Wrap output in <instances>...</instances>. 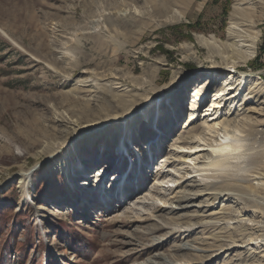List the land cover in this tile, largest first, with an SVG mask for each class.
I'll list each match as a JSON object with an SVG mask.
<instances>
[{"label":"rangeland","instance_id":"rangeland-1","mask_svg":"<svg viewBox=\"0 0 264 264\" xmlns=\"http://www.w3.org/2000/svg\"><path fill=\"white\" fill-rule=\"evenodd\" d=\"M171 10L0 0V264H264V213L246 180L259 143L239 135L238 151L218 153L209 144L223 133L188 128L197 90L196 124L222 82L240 71L254 72L246 87L264 80V0H184ZM242 20L254 55L230 79L211 67ZM215 160L227 163L208 165ZM192 176L212 184L200 210L186 197L202 188L181 184ZM223 189L233 197L214 194Z\"/></svg>","mask_w":264,"mask_h":264},{"label":"bare ground","instance_id":"bare-ground-1","mask_svg":"<svg viewBox=\"0 0 264 264\" xmlns=\"http://www.w3.org/2000/svg\"><path fill=\"white\" fill-rule=\"evenodd\" d=\"M178 1H180L182 4V1L184 0H145L146 3H151V5L154 6V8L157 10L158 13L171 12L172 11L171 6ZM243 3H249V1ZM128 11L129 10L126 9L125 13H127ZM243 11H244L243 7L240 6L234 7V10L232 12L236 20H240L244 16ZM172 13L174 16L175 15L180 16L176 14L178 13V11L176 13L174 12ZM243 22H244L243 20L241 22L234 21L228 26L227 37L231 40V42L227 46L221 44V48L218 51L219 53H222V60L221 62H219L218 65H214L211 67V69L214 72L216 70H221L223 72L229 71L227 77H229L230 79H233L235 76L233 75L231 70H236L240 63L247 62V60L254 55V49H255L254 42L256 40V36L253 35L251 30L243 27L242 25ZM0 31L6 36H8L7 32L2 27H0ZM201 41L210 47L217 46L216 41L212 39L209 40L208 38H203ZM242 48H245V50H242ZM225 50H228L231 53L223 54ZM253 73L254 72L249 73V72L240 71V77L236 80V82L235 81L228 82L227 80L222 82L223 85L221 89L217 90V93L214 95V99L209 101V103L211 102L209 107L204 110L205 115L209 118L201 120L198 124H196L193 121L198 118L197 112L198 109L200 108V102L203 98L202 96L204 89L197 90L195 92L196 94L194 95V99L191 104L192 105L191 109L193 111L191 112L190 115L191 121L189 122V124L187 122V124H188V128L190 129V132H192V136L201 134L203 130H207V129L213 133L214 132L217 133L219 136L220 134L223 133L221 135L222 141L217 143L216 146H214L212 143L209 144L218 153H226L228 151L231 152L238 151V149H240L241 146L240 144L241 135L252 136L253 138H255V141L259 144L256 146L253 145V151L252 153H250V160H251L250 163L254 165L250 167V169L247 171L246 180L249 183H251L250 189L255 196L254 200L258 206L257 211L264 213V80L262 81L256 80L257 82L252 83L250 86L246 87L247 84L245 83V79L247 81L248 77H255L253 76L254 75ZM255 73L258 74L257 72ZM256 78L262 79L260 77H256ZM217 80H218L217 75L212 76L211 79L207 81V84L205 86L211 85L212 81L214 83ZM240 100L242 105H244L240 110L245 109L242 113L239 112L240 111L239 109L236 111L235 110L236 107L233 109L236 103L240 102ZM250 103L252 104L246 107V105ZM228 104H229V109L223 116L222 114L223 112L220 113L221 108L222 106L224 105L226 106ZM198 120H200V117ZM195 130H198L199 133L197 134L194 133L193 131ZM233 136H236L234 140H233ZM257 137H259V139ZM214 140L218 141V138ZM180 142L183 144L181 147H187L185 146V144L190 143L188 141L185 142L183 140ZM193 147H197V146H191L187 148H193ZM121 159H123V157ZM240 159L241 158L238 156V160H236L234 162L235 164L233 165L236 166L237 164H239ZM226 163H227L226 160H215L212 163H209L208 165L217 166L221 168L224 167ZM97 170H98L97 172H99L101 169H97ZM24 175H28V173H24ZM124 177L125 174L122 175L120 179L122 180V178ZM181 184H187L188 186H192V187L199 186L200 188H202L201 190H196L197 192L194 191V189L191 191L189 189L186 198L192 201L191 203L188 204L187 207H197L200 210L201 208L206 206L205 204H201V203L196 204V199L197 197H200L205 193L207 194L211 193L209 192V186H211L212 184L201 183L199 180L195 178V176L185 177V179L182 180ZM227 190L223 189L215 192L214 194H216L218 198L224 197L226 199H230L233 197L234 193H232V191H227ZM179 200H183V199L179 198ZM210 205L211 202H209L207 206L210 207ZM252 224L250 223L249 225ZM251 244L253 245L254 242L252 241ZM188 247L189 246L187 245V248Z\"/></svg>","mask_w":264,"mask_h":264},{"label":"trees","instance_id":"trees-1","mask_svg":"<svg viewBox=\"0 0 264 264\" xmlns=\"http://www.w3.org/2000/svg\"><path fill=\"white\" fill-rule=\"evenodd\" d=\"M53 181V180H52ZM51 187V186H50Z\"/></svg>","mask_w":264,"mask_h":264}]
</instances>
